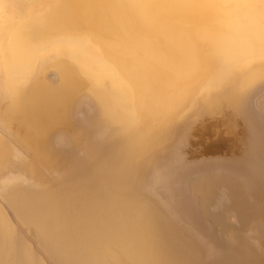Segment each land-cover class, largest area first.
Here are the masks:
<instances>
[{"label": "bare ground", "instance_id": "bare-ground-1", "mask_svg": "<svg viewBox=\"0 0 264 264\" xmlns=\"http://www.w3.org/2000/svg\"><path fill=\"white\" fill-rule=\"evenodd\" d=\"M261 82L264 0H0V197L55 264H188L133 179L186 111ZM85 93L115 150L55 188L51 137ZM10 225L0 208V264H45Z\"/></svg>", "mask_w": 264, "mask_h": 264}, {"label": "rangeland", "instance_id": "rangeland-1", "mask_svg": "<svg viewBox=\"0 0 264 264\" xmlns=\"http://www.w3.org/2000/svg\"><path fill=\"white\" fill-rule=\"evenodd\" d=\"M57 78L48 73L49 80ZM98 116L95 102L82 94L73 102L71 125L52 134V153L65 163L62 173L44 170L55 188L79 179L95 183L97 163L112 159L117 138ZM6 140L26 158L14 138ZM132 186L188 264H264V82L236 108L200 102L186 111ZM0 208L16 238L55 264L1 197Z\"/></svg>", "mask_w": 264, "mask_h": 264}]
</instances>
